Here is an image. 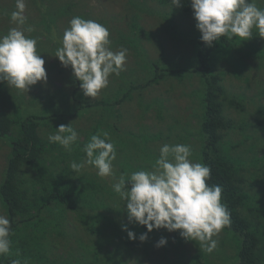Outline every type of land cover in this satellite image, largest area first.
Instances as JSON below:
<instances>
[{
  "label": "rangeland",
  "instance_id": "1",
  "mask_svg": "<svg viewBox=\"0 0 264 264\" xmlns=\"http://www.w3.org/2000/svg\"><path fill=\"white\" fill-rule=\"evenodd\" d=\"M12 1L1 0L3 5H11ZM74 1L79 3L77 12L80 8L87 12L84 19L94 20L108 29L110 49L113 52L122 48L128 51L124 70L118 76L110 75L108 86L95 98L77 96L78 101L76 99L74 102V89L82 92L79 82L70 80L75 79L71 67H63L54 56L48 58L41 55L45 60L47 80L30 86L26 92L0 81L1 107L3 103L13 101L14 106L18 108L17 103H21V98L26 99L19 104L18 109L9 106L8 115L20 118L28 114L56 115L45 120L43 123L44 125L46 123L45 126L38 128L40 136L47 140L50 135L55 134L60 125L71 124L78 134L77 142L71 151L51 143L53 152L45 151L42 158L44 161L32 163L29 168L32 178L42 173L44 183L56 182L60 174H69L71 182L69 189L55 192L72 193L75 198L69 206L75 208L74 204H77L75 209L60 205L46 207L43 213L44 220L39 224L40 230L34 231L30 228L31 238L38 237L41 249L35 248L34 251L45 255L47 264H52L50 261L62 264L63 260L71 261L76 257H82L83 261L92 264H191V256L195 253L204 264H231L233 259L236 260L235 254L239 249L237 240L232 239V232L223 228L214 236L217 247L211 252L205 251L197 241L182 238L179 230L168 232L165 229H154L148 233L144 226L129 222L126 201L123 202L112 187L121 175L127 178L135 171H153L155 160L159 157L160 148L164 144L189 145L192 150L190 159L198 162L196 153L203 141L198 123L203 94L199 76L195 73L191 75L179 73L180 77L167 74L161 82L159 81L160 83L135 90L138 92L132 93L131 100L118 104L112 108L108 117L98 121L95 120L101 116V109L95 107L85 109L81 116L77 114L71 117V112L79 103L91 104L107 96V93L111 98L116 96L120 98L126 93L127 80L120 84L122 74L129 77H126L128 81L140 84L142 79L150 78L153 65L167 61L160 60L161 62L158 61L156 64L148 62L150 59L142 58L144 50L148 51L152 60L157 59L163 50L166 56L173 59L171 67H189L197 62L193 56L200 32L195 26L192 7L190 13L183 14L172 13L174 12L172 9L171 12L168 7L161 6L158 0ZM25 3L24 15L31 12L26 0ZM256 3L259 8L264 9V0H256ZM0 20L2 21L0 26L7 23L3 18ZM70 20L61 21L60 36L55 33L50 36L53 40L58 39L53 49L57 50L60 47V40L65 29L69 27ZM140 30L141 55L135 52L130 44L124 42L126 34L130 35ZM8 31L9 29L6 30ZM226 39L228 42L221 46V56L217 55L218 53L215 55L218 65L214 71L223 73L221 84L225 92L224 98L234 99L242 107H232L229 103L224 105V114L232 121L233 126L231 130L225 132L223 142L229 146H237L231 152L234 153L233 157L243 164H254L256 161L254 156L257 153L256 157L260 156V162L264 166V132L262 129H255L257 124L264 125V66L259 67L262 62L264 63L262 58L264 38L259 37L253 29V36L249 40L241 42L236 37ZM256 48L263 53H258ZM48 49L49 45L43 46V50ZM224 58H231L232 61L225 62ZM144 105H148L147 110L142 108ZM244 127L247 131H243ZM103 132L108 133L109 141L115 146L116 158L112 165L114 175L102 178L91 165L74 172L70 167L71 163H80L86 159L84 146L92 135H100ZM178 137H181L180 141ZM6 140L0 135V182L4 177L9 154V143L5 142ZM67 153L72 154L62 160ZM256 173L258 172H248V186L252 189L254 187L259 189V184L264 186V173L260 176ZM0 215H5L1 207ZM95 228H101L102 233H98ZM128 231L133 232L136 239L129 240ZM145 233L146 241L132 249L128 241L137 242L139 236ZM44 234L45 237L42 238ZM102 238L108 240L105 245L101 243ZM161 238L166 239L167 243L157 247ZM93 242L102 245L96 244L94 251L87 250L85 247H91L90 244ZM37 262L29 264H40Z\"/></svg>",
  "mask_w": 264,
  "mask_h": 264
},
{
  "label": "trees",
  "instance_id": "2",
  "mask_svg": "<svg viewBox=\"0 0 264 264\" xmlns=\"http://www.w3.org/2000/svg\"><path fill=\"white\" fill-rule=\"evenodd\" d=\"M26 2L31 12L25 15V27L31 26L34 31L30 33L26 32L25 35L37 39V53L48 58L51 56L55 57L56 50L53 49V47H56L58 39L56 38L53 40L50 36L54 33L60 36L61 21L64 19H72L76 16L84 18V16L87 15V12L82 11V8H78L79 12H77L79 3H76L74 0H26ZM158 3L163 7H168L170 10L172 9L174 11L172 12L171 10L172 13L188 14L191 11L190 0H180L182 6L178 8H175L171 0H158ZM15 5L16 0H13L11 5H3L0 0V19L3 18L7 21L5 25L3 23V25L0 26V35H3L6 30L14 26V24L10 22V14L16 10ZM32 14H34V16ZM0 22L2 21L0 20ZM140 32L141 30L139 32L134 31L130 33V35L126 34V36H124L126 39H122L124 42L130 44L139 55H141V51L139 50V47H141ZM7 33L8 32H6L5 35ZM227 42L226 37H222L209 47L201 41V34H199L193 56L194 61L197 62H194V64L189 67L182 68L171 67L170 63L173 59L171 56H166L163 50L160 56L155 60L149 58L148 51L144 50L142 58L145 60L150 59L148 62L156 64L160 60L167 59V61L160 65H153V73L150 78L142 79L140 84H136L134 81H128L127 78L129 77L122 74V81L120 84H124V81L127 80V82H125L128 86L126 93H123L120 98H116L117 96L111 98L107 93V96L91 104L79 103L71 112V117L77 114L81 116L84 114L85 109L95 107L101 109V116L95 120L98 121L108 117L112 108L118 104L125 100H131L132 93L138 92L135 90H142L146 87L158 84L167 74L180 77V74L184 75L187 73L191 75L195 73L199 76L203 94L200 100L201 113L198 115V123L199 133L203 141H201L202 143L197 150L196 159L199 163H203L211 168V175L207 180V184L209 186L219 185L223 190L221 203L224 204L230 212L231 220L230 225L224 227V230L232 232V239L234 241L237 240L239 247L235 254L237 258L236 260L233 259L231 264H264V186L259 184V189L255 187L252 189L248 186V172H258L256 174L260 176L264 173V166L260 162V156L256 157L257 153L255 154V150L253 153L256 158L255 163L243 164L233 157L234 153L231 152L236 149L237 146H229L227 143L223 142L225 132L231 130L233 126L232 121L226 118L224 114V105L229 103L232 107H242L234 99L226 100L224 98L225 92L221 84L223 81V73L222 71H214V68L218 65V60L215 55L218 53L217 55L221 56V46ZM48 45L49 49L43 50V46ZM257 50L258 53H263L256 48V51ZM180 55H182V53ZM224 61L230 63L232 60L231 58H224ZM50 64L54 65V63ZM263 66L264 63L262 62L259 67ZM70 80L72 82L77 81L73 78ZM76 90L75 88L73 91L74 102L76 99L78 101L77 96H80V98L83 96L82 92L79 93ZM14 100H16V97ZM25 100L26 99L22 97L21 103ZM21 103H17L18 108H20L19 104ZM27 103H29V101H27ZM9 106L18 109L14 106L13 101L9 103L5 102L2 107L0 106V135L4 136V138L7 139L5 142L9 143L6 169L4 177L0 182V207L11 223L9 237L11 241V250L9 254L0 256V264H12L13 260H20L21 264H29V262L32 263L36 261L40 262V264H47L46 256L39 253L37 250L34 251L35 248L38 250L41 249L39 248L38 237L33 236L31 238L30 228L34 229V231L40 230L39 224L44 220L43 213L46 207H52L53 205L67 207L71 205V202L75 198L72 193L67 194L65 191H61V193L55 192L65 188L69 189V185L71 184L69 174H60L56 182L44 183L42 173L40 176L32 178L29 170L32 163L44 161L42 158L45 151L49 152L52 150L53 152L51 142L40 136L38 128L44 125L43 123L45 120H49L56 115L42 116L38 114H28L21 118L14 117L13 115L7 114L10 108ZM142 108L147 110L148 105H144ZM46 128L48 129V127ZM246 129L247 128L244 127L243 131H247ZM255 129H262L264 132V125L257 124ZM180 139L181 137H178L179 141ZM257 150L259 151L258 148ZM71 154L72 153H67L62 160L67 159ZM260 186L262 187L260 188ZM85 198L87 197L85 196ZM85 203L88 204L87 201H85ZM74 205L76 208L77 204ZM69 207L75 209L73 206ZM95 229L98 233H102L101 228ZM44 237L45 234L42 238ZM107 242L108 240L106 241L105 238H102L101 243L103 245ZM128 242L132 245L130 246L132 249L142 244L139 240L137 242ZM101 243L93 242L90 244L92 245L91 247L86 246L85 248L94 251L96 244L102 245ZM68 254L70 255L69 252ZM193 255L191 256L192 258L190 257L191 264H204L200 257H197V253ZM50 262L56 264L55 261ZM81 263L92 264L91 262L86 263L83 261L82 257H76L75 260L71 259V261L69 259L62 261V264Z\"/></svg>",
  "mask_w": 264,
  "mask_h": 264
},
{
  "label": "clouds",
  "instance_id": "3",
  "mask_svg": "<svg viewBox=\"0 0 264 264\" xmlns=\"http://www.w3.org/2000/svg\"><path fill=\"white\" fill-rule=\"evenodd\" d=\"M175 8L180 0H171ZM196 29L201 41L211 47L222 37L246 41L252 38L253 29L264 38V9L256 0H190ZM16 10L10 14L11 27L0 36V81L17 90L26 92L38 82H46L45 60L37 53V39L25 35L34 29L26 25L25 0H16ZM108 29L94 21L79 16L73 17L60 40L55 58L65 67H71L74 78L85 97L95 98L108 86L110 75H119L124 70L127 49L113 52L110 49ZM78 134L69 125H60L55 134L48 137L66 151H71ZM86 159L72 162L70 167L79 172L91 165L100 177L113 176L115 146L108 133L92 135L84 146ZM189 145L164 144L155 160L153 171H135L127 178L123 175L113 184V191L126 201L129 222L144 226L150 233L154 229L168 232L179 230L182 238L197 241L208 252L217 247L214 236L231 223L230 212L221 203L222 188L209 186L207 180L211 168L193 162ZM11 223L7 216L0 215V256L10 253ZM129 240L136 239L131 231ZM147 233L139 236L144 242ZM167 243L161 238L157 247ZM12 264H21L13 260Z\"/></svg>",
  "mask_w": 264,
  "mask_h": 264
}]
</instances>
